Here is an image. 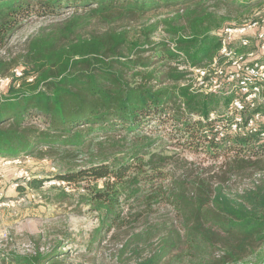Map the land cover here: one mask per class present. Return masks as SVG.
I'll return each instance as SVG.
<instances>
[{
    "label": "trees",
    "instance_id": "obj_1",
    "mask_svg": "<svg viewBox=\"0 0 264 264\" xmlns=\"http://www.w3.org/2000/svg\"><path fill=\"white\" fill-rule=\"evenodd\" d=\"M254 5L251 0H0V49L34 17L72 11L26 41L22 76L0 87V156L49 157L69 166L56 174L59 180L94 182L83 202L100 218L95 241L102 230L125 223L122 200L140 198L146 186L171 179L168 196L180 227L138 264H161L167 255L164 264L186 259L264 264V121L247 129L251 118L264 113V95L253 107L237 81L205 93L203 84L190 80L192 72L181 69L223 63L225 28L243 25L244 13ZM160 10L170 14L133 32L118 25ZM161 26L167 38L154 40ZM229 48L236 54L252 51L240 37ZM7 70L0 62V74ZM236 98L243 101L244 122L242 130L233 131L229 112ZM166 136L178 147L225 158L218 168L229 174L250 167L260 170V177L236 195L213 176L172 179L162 167L169 156L152 151ZM106 146L113 151L107 153ZM80 155L88 163L73 167ZM43 181L28 184L40 189ZM57 254V248L12 253L8 264H52L61 261L54 259Z\"/></svg>",
    "mask_w": 264,
    "mask_h": 264
},
{
    "label": "rangeland",
    "instance_id": "obj_2",
    "mask_svg": "<svg viewBox=\"0 0 264 264\" xmlns=\"http://www.w3.org/2000/svg\"><path fill=\"white\" fill-rule=\"evenodd\" d=\"M251 1L255 5L244 13V17H248L244 22L246 24L254 16L264 17V0ZM71 14L72 11L60 16L34 17L22 26L0 49V62L8 67L0 76L11 75L14 69L19 68L25 43L31 36L42 27L60 23ZM169 14L167 10L150 12L138 22L125 21L118 25L126 24L124 27L133 32L141 23H152ZM246 33L247 36H253L249 46L254 52L241 61L262 59L264 19ZM238 35V32L232 34L235 37ZM161 38H167L162 26L153 36L154 40ZM225 64V67L230 66L229 63ZM181 69L192 72L190 80L201 84L199 71L203 68L187 65L181 66ZM204 85L207 86L206 83ZM168 138L166 136L154 144L152 151L169 156L162 167L171 174L172 179L190 181L197 175L213 176L216 180L223 179L226 189L236 195L253 186L260 177V170L250 167L229 174L218 168L225 158L213 159L205 152H192L172 144ZM110 151L113 150L106 146V152ZM71 163L73 167H83L88 159L85 155H80ZM68 168V165L61 166L49 157L0 156V264H8V257L12 253L33 254L38 250L49 253L56 248L59 254L54 259L59 257L61 261H54L52 264H138L143 258L158 251L163 238L172 229L180 227L177 210L168 196L172 188L171 179L164 184L159 180L153 187L146 186L141 191L140 198L122 200L125 223L120 228L102 230V238L95 241L100 218L83 202V197L88 195L94 182H59L56 174ZM34 178L44 180L40 189L29 186L28 182ZM104 180H98L100 186ZM170 256L167 255L161 264L168 261ZM183 264L190 263L186 259Z\"/></svg>",
    "mask_w": 264,
    "mask_h": 264
},
{
    "label": "built area",
    "instance_id": "obj_3",
    "mask_svg": "<svg viewBox=\"0 0 264 264\" xmlns=\"http://www.w3.org/2000/svg\"><path fill=\"white\" fill-rule=\"evenodd\" d=\"M264 17L259 20L248 21V25L244 23L238 27H226L225 33L226 37L223 40V45L221 49V53L226 55V59L223 63H219L214 60L208 67L200 70V79L201 84H203L205 93H217L220 90L226 88V81H237L241 84V91L245 96L246 101H250L252 106H256L259 102H261L263 98L264 91V63L261 62L262 59H255L253 61L248 62L241 61L245 56L253 55L254 51H250L248 53L236 54L232 49L229 48V42L235 38L232 36L234 32H238V36L241 39V43L243 45L249 46V43L252 41L247 39L245 35H247L246 31L248 29L254 28L260 21H262ZM253 37V36H252ZM225 63H229V67H225ZM14 73L11 75H2L0 76V87L5 86L8 82H10L14 76H22L23 72L21 69L16 68L13 70ZM208 76V79L205 80L204 77ZM207 84L205 86L204 84ZM244 104L243 101L239 98H236L233 101V104L230 109V115H234V123L232 125V130H242L243 127V117L241 116V112L243 110ZM264 121V113H258L255 117L251 118L247 123V129L256 130V122ZM105 179V178H104ZM60 182V180H59ZM62 182H65L62 180Z\"/></svg>",
    "mask_w": 264,
    "mask_h": 264
}]
</instances>
